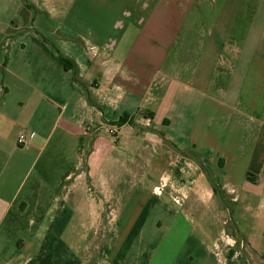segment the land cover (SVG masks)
I'll use <instances>...</instances> for the list:
<instances>
[{
  "label": "crops",
  "instance_id": "obj_1",
  "mask_svg": "<svg viewBox=\"0 0 264 264\" xmlns=\"http://www.w3.org/2000/svg\"><path fill=\"white\" fill-rule=\"evenodd\" d=\"M101 227L95 264H264V0H0V264Z\"/></svg>",
  "mask_w": 264,
  "mask_h": 264
},
{
  "label": "rangeland",
  "instance_id": "obj_2",
  "mask_svg": "<svg viewBox=\"0 0 264 264\" xmlns=\"http://www.w3.org/2000/svg\"><path fill=\"white\" fill-rule=\"evenodd\" d=\"M109 235V228H99L97 231L96 236L93 238L94 242L91 244H88L86 249L83 250V256L89 258V261L87 264H95L96 260L94 258L98 255V247L102 245V241L104 240V237L106 240L108 239Z\"/></svg>",
  "mask_w": 264,
  "mask_h": 264
},
{
  "label": "trees",
  "instance_id": "obj_3",
  "mask_svg": "<svg viewBox=\"0 0 264 264\" xmlns=\"http://www.w3.org/2000/svg\"><path fill=\"white\" fill-rule=\"evenodd\" d=\"M61 60H62V62H63V64H64V67L65 68H71V62L68 60V59H66V58H64V57H62L61 58ZM84 87H85V90H86V94H87V100H88V103L91 105V106H97V104H96V100L94 99V97H93V95H92V93H91V91H89L88 89H87V87L84 85V83L83 82H81V81H79ZM123 121V120H122ZM122 121H120V122H122ZM191 157L193 158V160L205 171V173L207 174V176L209 177V180H210V182H211V184L213 185V188L216 190L217 188H216V186H215V184H214V182H213V180L210 178V172L207 170V169H205V167L202 165V163L199 161V158L197 157V156H195L194 154L193 155H191ZM83 167H86V164L85 163H83Z\"/></svg>",
  "mask_w": 264,
  "mask_h": 264
},
{
  "label": "built area",
  "instance_id": "obj_4",
  "mask_svg": "<svg viewBox=\"0 0 264 264\" xmlns=\"http://www.w3.org/2000/svg\"><path fill=\"white\" fill-rule=\"evenodd\" d=\"M27 140V135L24 132H20L17 137V143L18 144H24Z\"/></svg>",
  "mask_w": 264,
  "mask_h": 264
}]
</instances>
